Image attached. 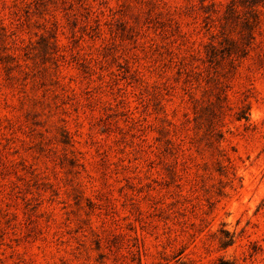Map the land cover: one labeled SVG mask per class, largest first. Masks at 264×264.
I'll return each instance as SVG.
<instances>
[{
    "label": "rangeland",
    "instance_id": "obj_1",
    "mask_svg": "<svg viewBox=\"0 0 264 264\" xmlns=\"http://www.w3.org/2000/svg\"><path fill=\"white\" fill-rule=\"evenodd\" d=\"M0 264H264V0H0Z\"/></svg>",
    "mask_w": 264,
    "mask_h": 264
}]
</instances>
